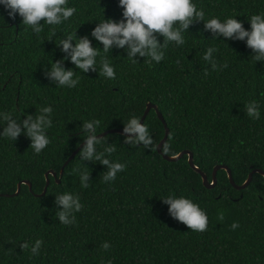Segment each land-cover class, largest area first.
Wrapping results in <instances>:
<instances>
[{
	"label": "trees",
	"instance_id": "trees-1",
	"mask_svg": "<svg viewBox=\"0 0 264 264\" xmlns=\"http://www.w3.org/2000/svg\"><path fill=\"white\" fill-rule=\"evenodd\" d=\"M193 3L204 10L205 20L235 17L247 30L252 15L264 14V0ZM67 6L76 9L71 18L59 26L41 22L44 30L37 35L0 4V113H11L19 122L42 107L53 109L52 127L47 129L50 143L40 154L23 132L15 141L0 135V194L15 192L21 180L40 193L45 173L53 170L58 176L84 141V122L99 120L97 134L123 129L131 117L141 118L147 102L157 106L169 128L162 151L174 155L190 150L209 181L217 164L229 167L236 184L253 168L264 171V61L253 59L246 40L215 39L204 22L197 21L183 33L185 44L170 43L159 63L149 64L148 58L137 55L133 64L126 49L113 48L107 59L115 79L99 75V56L97 71L87 73L76 69L70 58L64 60L80 83L59 87L45 73L65 56L60 41L69 34L76 33L74 39L88 36L103 54L92 30L105 19H123L119 0H68ZM157 39L163 43L162 36ZM209 47L218 50L213 58L221 66L226 62L227 68L211 69L203 59ZM253 100L260 110L256 120L244 108ZM143 124L153 140L151 149L125 144V135L116 132L103 135L105 143L97 145L98 152L115 145L108 158L126 164L115 181L102 180L105 165L81 160L82 146L64 166L59 183L48 174L44 195L34 196L23 183L17 195H1L0 264H264V175L253 173L245 188L236 189L226 171L218 169L215 185L207 188L187 155L168 161L157 152L164 126L154 108ZM5 125L0 121V132ZM83 171L91 179L86 189L80 184ZM63 193L79 195L84 206L70 226L56 216L61 209L55 198ZM169 195L198 204L207 214V230L194 232L172 218L163 202ZM233 222L239 223L235 230ZM36 239L43 240L38 256L30 248L21 249L20 244L27 241L31 246ZM105 241L111 245L107 251L101 247Z\"/></svg>",
	"mask_w": 264,
	"mask_h": 264
},
{
	"label": "clouds",
	"instance_id": "clouds-1",
	"mask_svg": "<svg viewBox=\"0 0 264 264\" xmlns=\"http://www.w3.org/2000/svg\"><path fill=\"white\" fill-rule=\"evenodd\" d=\"M10 17L15 19L18 14L22 18V23L30 27L37 35L44 29L41 22L49 26H59L64 21L71 18L76 9L68 7V0H0ZM119 5L123 12L119 22L113 19H105L99 22L92 30L91 35L99 41L103 47V54L100 49L94 47L88 36L74 39L75 34H69L67 38L60 41L58 46L65 54L62 60H56L51 64V68L46 71V76L59 87L75 88L80 83V77L72 68L64 67V60L70 58L76 69L83 73L97 71V57H100L99 75L108 79H115L114 67L110 65L107 54L113 48L126 49L128 59L136 64L139 57L148 58V63H157L164 59V49L170 43L178 46L185 44L183 33L188 31L190 26L197 21L204 22V29L213 34V38L224 37L225 40H246V46L254 53L255 61H264V14H254L250 20V30L245 29L242 21L235 17L227 18L223 22L216 17L205 20V12L198 9L193 0H119ZM52 35H56V28L50 29ZM163 37V43L157 36ZM51 40V39H49ZM75 40V44H73ZM218 51L214 47H209L203 55V59L209 62L213 71H221L227 68L225 62L222 66L213 58V54ZM180 63L179 60L176 61ZM208 72L205 70V75ZM75 77V78H74ZM246 115L256 120L260 118V110L257 101L248 102L245 106ZM51 106L39 109L34 115H27L19 122L14 119L11 113H0V121L6 125L0 135L13 141L17 140L23 132L30 138V147L36 154L50 143L47 136V129L52 127ZM100 124L99 120L86 121L82 124V130L87 134L85 143L80 149V158L84 161L99 162L107 167V171L102 176L104 182L115 181L117 174L126 169V164L113 162L108 157L116 151V146L108 144L102 152L97 151V145L105 143L102 137L97 136L96 128ZM125 134L124 143L131 146L143 145L145 149H151L153 140L149 134L148 127L141 123L139 118L131 117L123 128ZM75 171V170H74ZM80 184L82 188L90 186V175L87 171L80 173ZM167 204L168 211L172 218L184 224L194 232H204L208 228V217L206 212L198 204L188 198H176L169 195L163 199ZM55 203L60 211L56 216L65 226L76 223L74 213L80 212L84 207L79 195L63 193L57 195ZM219 221L224 220V213L218 216ZM232 230L239 227L238 222H233L230 226ZM43 245L42 239H36L33 244L25 241L20 244L22 250L30 248L31 254L38 256ZM107 251L111 247L105 241L101 245ZM111 264V261L108 262Z\"/></svg>",
	"mask_w": 264,
	"mask_h": 264
},
{
	"label": "water",
	"instance_id": "water-1",
	"mask_svg": "<svg viewBox=\"0 0 264 264\" xmlns=\"http://www.w3.org/2000/svg\"><path fill=\"white\" fill-rule=\"evenodd\" d=\"M151 108H154V110H155L156 113H157V116H158L159 119L162 121V124H163V126H164V135H163V137L161 138V140H160V141L158 142V144H157V152H158L159 154H161L162 157H163L164 159L168 160V161H176V160H178L179 158H181L183 155H187V161H188V163H189V166H190L193 170H195L197 173L200 174L201 179H202V184H203L205 187H207V188H211V187H213V186L215 185V183H216V177H215V175H216V172H217L218 169H224V170L226 171L230 183H231V184L234 186V188H236V189H243V188H245V187L249 184V182L251 181V179H252V174H253V173H260L261 175H264V171H263L262 169H260V168H253V169L248 173L246 179H245L241 184H236L235 181L233 180V177H232V175H231V170L229 169V167L226 166V165H223V164H217V165H215V166L213 167V169H212V180L209 181V180H208V177H207V175H206V173L203 172V171H201L200 168L194 164V162H193V154H192V152H191L190 150L185 149V150H182V151H180L179 153L174 154V155H168V154H166V153H164V152L162 151V145H163V143L165 142V140H166V138H167V136H168L169 128H168V126H167V124H166V122H165V120H164V118H163L161 112L158 110L157 106H156L155 104L151 103V102H147V103H146V106H145V109H144V112H143V114H142V116H141V118H140L139 120H140L141 123H143V120H144L145 116L147 115V113L149 112V110H150ZM112 132H116V133H120V134L125 135V134L123 133V129H120V128H111V129H108V130H106V131H104V132L98 133L97 136H98V138H99V137H102L103 135H106L107 133H112ZM84 143H85V140H84L83 142H81L80 145H79V146H78V147H77V148H76V149H75V150L69 155V157L65 160V162L63 163V165H62V167H61V169H60V173H59L58 176H57L56 172L53 171V170H49V171H47V172L45 173V184H44L43 189H42V191H41L40 193H35V192L32 191V185H31V183H30L28 180H21V181H19V182L17 183V188H16L15 192H13V193H11V194H9V193L0 194V196H1V195H3V196H15V195H17V194L20 192V187H21V184H22V183H23V184H26V185L28 186V189L32 192V194H33L34 196L39 197V196L44 195L45 192H46L47 186H48V184H49V182H50V181H49L48 174H51V175L54 177L55 181H56L57 183H59L60 180H61V176H62V174H63V168H64V166H66V165L68 164V162H69V161L75 156V154L77 153V151H78V150L84 145Z\"/></svg>",
	"mask_w": 264,
	"mask_h": 264
}]
</instances>
